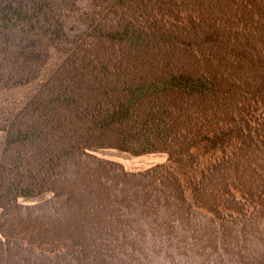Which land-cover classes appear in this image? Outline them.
Masks as SVG:
<instances>
[{"label":"trees","instance_id":"obj_1","mask_svg":"<svg viewBox=\"0 0 264 264\" xmlns=\"http://www.w3.org/2000/svg\"><path fill=\"white\" fill-rule=\"evenodd\" d=\"M262 261L264 0H0V264Z\"/></svg>","mask_w":264,"mask_h":264},{"label":"rangeland","instance_id":"obj_2","mask_svg":"<svg viewBox=\"0 0 264 264\" xmlns=\"http://www.w3.org/2000/svg\"><path fill=\"white\" fill-rule=\"evenodd\" d=\"M94 152H96V154H98L101 157L115 160L116 162H118L122 167H124L127 170H139V169L146 168L147 166H150L154 163H161V162L163 163V162L167 161L166 155L164 153H161V152L143 153V154L135 155V154H131L129 152L122 151L121 149L114 148V147L99 148V149H96ZM188 172H190V171H188ZM131 220H132L131 218H128V221H131ZM153 225H154V228H156L155 231L158 230V228H159L158 221H156ZM121 230H122V228H121ZM121 230H119V228L117 227V229L115 231V232H117V234L113 235L114 242L117 239H120ZM119 241L121 243H123L122 238L116 242L118 243ZM114 242L111 240L109 242V244L106 246V249L110 251L112 248L117 246L116 245L117 243H114ZM259 264H264V261H262Z\"/></svg>","mask_w":264,"mask_h":264}]
</instances>
